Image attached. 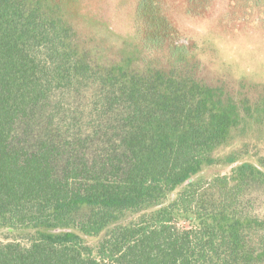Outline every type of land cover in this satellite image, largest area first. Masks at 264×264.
<instances>
[{"label":"trees","instance_id":"1","mask_svg":"<svg viewBox=\"0 0 264 264\" xmlns=\"http://www.w3.org/2000/svg\"><path fill=\"white\" fill-rule=\"evenodd\" d=\"M108 1L0 0V264H264V86Z\"/></svg>","mask_w":264,"mask_h":264},{"label":"flooded vegetation","instance_id":"2","mask_svg":"<svg viewBox=\"0 0 264 264\" xmlns=\"http://www.w3.org/2000/svg\"><path fill=\"white\" fill-rule=\"evenodd\" d=\"M125 0H121L124 2ZM129 7L131 8V25L130 31L128 32L133 39L139 38V27L142 24V16L139 13V7L142 3L151 4L154 3L159 6L160 16H165L168 20H172L174 26L177 28L178 37L184 40H188L194 43L196 48L193 51V55L197 58L199 53L204 50L206 42L210 40L225 41L226 46L229 48L226 52L227 56L222 53L220 54L224 62L219 61L218 64L222 70L217 71V74L210 75L208 71L204 70L208 74L209 78L217 81L226 80L233 84L243 83L246 85L253 84L256 86H264V79H260L256 76L253 71L261 68L264 72V66L257 67V63L252 58H243L239 56L241 51L245 50L247 54L252 52L251 46L246 44L241 45L238 41L245 35H252L259 41V46L264 45V0H127ZM178 2L185 3L184 7H177ZM140 5V6H139ZM91 18L87 16V19ZM102 24L107 26L108 30H112L110 23L106 19L100 20ZM124 22L123 20H120ZM98 20L96 21V23ZM119 24V23H118ZM115 26V32L118 33L119 41L125 33H122L119 25ZM203 25V27H202ZM192 28H197L195 31ZM254 31H250V30ZM119 31V32H118ZM121 31V32H120ZM257 31V32H256ZM120 33V34H119ZM123 35V36H122ZM122 36V37H120ZM209 43V42H208ZM224 44V43H223ZM225 45V44H224ZM264 47V46H263ZM253 49V48H252ZM233 53H235L233 55ZM238 56V57H237ZM237 57V59H236ZM244 60L255 64L256 69L252 70L244 68ZM251 70V71H248ZM247 134L254 138L258 137L259 133L255 128L247 127ZM261 135V134H260ZM259 145L260 142L258 141ZM264 146L263 142H261ZM264 150V149H263ZM264 152V151H263Z\"/></svg>","mask_w":264,"mask_h":264},{"label":"rangeland","instance_id":"3","mask_svg":"<svg viewBox=\"0 0 264 264\" xmlns=\"http://www.w3.org/2000/svg\"><path fill=\"white\" fill-rule=\"evenodd\" d=\"M108 4L109 5H113L114 4V0H109L108 1L106 8H107V11L109 10V13L104 14V13H106L104 11V13L101 14V18L102 19H106L107 22L110 23V26H111L112 30H108L107 26L102 24L101 21H100L101 19H99L98 22L92 28L91 32L93 34H96V35H101V37H103V36L110 37V39H112L114 42L121 43L122 40L118 41L119 40V38H118L119 36L115 32V30H114L115 26L113 24L119 25L120 28L123 29L122 33H126L128 26L131 25V19H128V21L126 23L118 20V18H116L115 13L110 12L112 10V8L110 9ZM202 27H203V25H202ZM192 29L195 30V31L198 30L197 28H192ZM250 31L253 32L254 29L253 30L251 29ZM125 37H126V34H125ZM238 41H240L241 45H243V46H245L246 44L247 45L249 44L253 48V49L251 48L252 52L250 54H247L245 52V50L248 51L247 49H245L244 51H241L239 53L240 57H243V58L246 57V58L254 59L255 62L258 64L257 67H260L261 65L264 66V47H263L264 45L260 47L259 46V41H258L257 38L255 39L252 35L251 36L250 35H245V36L241 37ZM208 42H206L207 44H205L204 50H202V53L198 54V57L202 60V65L204 64L205 70L208 71L209 74L212 76V75L217 74V71L222 70V68H220L218 62L223 61V63H224L226 61V60L224 61V57H226V56H224L222 58L220 54L223 52L224 54L229 56V54L226 53V52H228L227 50L229 48L226 45H224L222 43V41H218L217 42V41H215L213 39V40H210ZM234 54L235 53H233V55ZM237 57H236V59H237ZM204 66H203V68H204ZM243 67L244 68H248V69L253 67L252 70L256 69L255 64H253L252 62L250 63L247 60H244ZM248 71H251V70H248ZM252 73H254L256 76H258L260 79H264V72L262 71L261 68H258L257 70L253 71ZM181 224L182 225H186L185 222H182Z\"/></svg>","mask_w":264,"mask_h":264}]
</instances>
